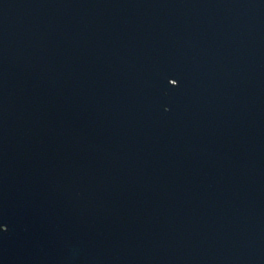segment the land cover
<instances>
[{
	"label": "water",
	"instance_id": "1",
	"mask_svg": "<svg viewBox=\"0 0 264 264\" xmlns=\"http://www.w3.org/2000/svg\"><path fill=\"white\" fill-rule=\"evenodd\" d=\"M0 264H264V0H0Z\"/></svg>",
	"mask_w": 264,
	"mask_h": 264
}]
</instances>
